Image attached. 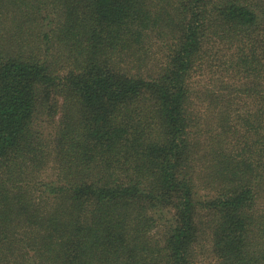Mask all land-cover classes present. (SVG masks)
<instances>
[{"label":"trees","instance_id":"1","mask_svg":"<svg viewBox=\"0 0 264 264\" xmlns=\"http://www.w3.org/2000/svg\"><path fill=\"white\" fill-rule=\"evenodd\" d=\"M205 239L264 264V0H0V264Z\"/></svg>","mask_w":264,"mask_h":264},{"label":"rangeland","instance_id":"2","mask_svg":"<svg viewBox=\"0 0 264 264\" xmlns=\"http://www.w3.org/2000/svg\"><path fill=\"white\" fill-rule=\"evenodd\" d=\"M59 114V113H58ZM58 114H56V117L58 116ZM206 241H201V249L199 252V255L197 257V264H211V260H212V255L211 252L209 250V246H210V241L205 239ZM203 245V247H202Z\"/></svg>","mask_w":264,"mask_h":264}]
</instances>
